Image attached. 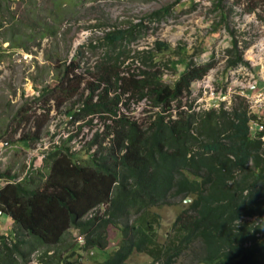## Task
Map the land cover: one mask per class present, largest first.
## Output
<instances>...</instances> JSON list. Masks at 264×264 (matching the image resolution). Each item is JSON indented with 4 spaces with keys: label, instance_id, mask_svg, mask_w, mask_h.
<instances>
[{
    "label": "trees",
    "instance_id": "16d2710c",
    "mask_svg": "<svg viewBox=\"0 0 264 264\" xmlns=\"http://www.w3.org/2000/svg\"><path fill=\"white\" fill-rule=\"evenodd\" d=\"M222 1L213 2L215 25L229 30ZM249 1L245 12L264 4ZM167 11L149 17L159 20ZM143 27L106 31L87 46L100 50L92 65L83 62L80 46L69 60L56 59L52 81L34 86V102L45 113L64 108L67 122L90 133L78 150L64 146L76 132L53 145L19 181L0 172V213L13 222L12 233L0 234V264L26 262L40 248V264H125L134 251L150 264H175L182 256L188 264H264V113L249 110L240 94L229 107L220 101L195 110L187 102L191 83L216 65L212 55L193 60L208 50L206 39L191 48L163 40L149 49L129 47ZM228 34L225 69L248 65L233 31ZM26 105L17 114L28 113ZM28 134L19 139L26 146L41 139ZM172 197L190 201L161 241L150 208ZM108 227L120 237L113 250L84 262L81 251H107ZM73 230L80 245L68 242Z\"/></svg>",
    "mask_w": 264,
    "mask_h": 264
},
{
    "label": "rangeland",
    "instance_id": "374dc122",
    "mask_svg": "<svg viewBox=\"0 0 264 264\" xmlns=\"http://www.w3.org/2000/svg\"><path fill=\"white\" fill-rule=\"evenodd\" d=\"M215 1L0 0V172H9L15 176L14 180H21L43 164L46 152L53 145L62 144L75 132L77 134L64 146L71 150L81 147L82 136L87 134L86 140L90 132L86 128L79 132L75 124L67 122L64 108H52L45 113L42 103L34 102L33 96L37 93L34 86L52 81L56 59L69 60L80 46L84 53L83 62L92 65L100 50L98 53L89 51L87 46L91 40L99 39L108 30L127 28L138 22L144 27L129 45L134 49H149L155 40L166 41L172 47L181 42L191 48L206 39L208 50L193 60L204 62L212 55L216 65L202 79L191 83L187 102L193 101L195 110L216 108L220 101H224V107H229L235 94H240L246 98L249 110L264 113V4L245 12L252 1H222V9L228 13L229 30L233 31L242 58L248 63L226 70L225 49L231 46L232 40L229 30L222 24L215 25L219 18V9H214ZM163 7L168 11L159 20L149 17ZM245 42H249L247 47H244ZM26 102L30 104L28 113L17 114L22 104L27 106ZM143 105L135 106L136 116L141 115ZM43 119H46L45 123L40 127ZM26 133L31 138L38 133L41 139L26 146L19 140ZM3 184L4 181H0V185ZM188 202L189 198L172 197L165 205L150 208V213L158 215L156 228L161 241ZM12 231V219L0 213V234L7 235ZM106 235L109 239L107 251H81L84 262L102 260L105 253L113 250L120 238L118 231L108 227ZM67 239L70 244L77 240L80 245L83 241L76 230ZM49 251L55 250L51 248ZM40 253L41 248L19 264H40ZM76 257L75 253L68 260L72 262ZM185 261L182 256L175 264H188ZM125 262L150 264L151 258L134 251Z\"/></svg>",
    "mask_w": 264,
    "mask_h": 264
},
{
    "label": "clouds",
    "instance_id": "9594fccd",
    "mask_svg": "<svg viewBox=\"0 0 264 264\" xmlns=\"http://www.w3.org/2000/svg\"><path fill=\"white\" fill-rule=\"evenodd\" d=\"M189 201H190V199H189ZM81 237V236H80Z\"/></svg>",
    "mask_w": 264,
    "mask_h": 264
}]
</instances>
